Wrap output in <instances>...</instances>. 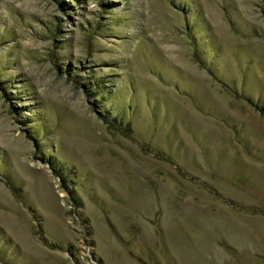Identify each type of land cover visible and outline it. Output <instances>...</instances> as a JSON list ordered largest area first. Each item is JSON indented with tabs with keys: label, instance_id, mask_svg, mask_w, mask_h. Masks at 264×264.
I'll return each mask as SVG.
<instances>
[{
	"label": "rangeland",
	"instance_id": "obj_1",
	"mask_svg": "<svg viewBox=\"0 0 264 264\" xmlns=\"http://www.w3.org/2000/svg\"><path fill=\"white\" fill-rule=\"evenodd\" d=\"M0 264H264V0H0Z\"/></svg>",
	"mask_w": 264,
	"mask_h": 264
}]
</instances>
